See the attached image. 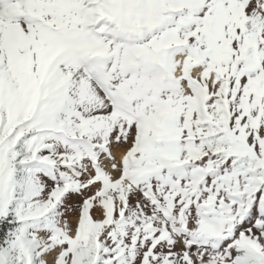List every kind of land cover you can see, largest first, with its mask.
Wrapping results in <instances>:
<instances>
[{
	"label": "snow or ice",
	"instance_id": "6c2138e0",
	"mask_svg": "<svg viewBox=\"0 0 264 264\" xmlns=\"http://www.w3.org/2000/svg\"><path fill=\"white\" fill-rule=\"evenodd\" d=\"M0 264H264V0H0Z\"/></svg>",
	"mask_w": 264,
	"mask_h": 264
}]
</instances>
